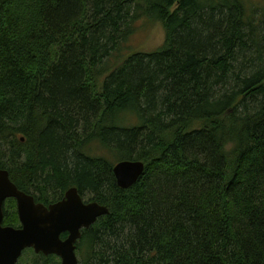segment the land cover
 <instances>
[{"label":"trees","instance_id":"trees-1","mask_svg":"<svg viewBox=\"0 0 264 264\" xmlns=\"http://www.w3.org/2000/svg\"><path fill=\"white\" fill-rule=\"evenodd\" d=\"M248 5L0 0V169L36 202L77 187L110 209L80 264H264V0ZM146 19L165 40L131 50ZM124 160L146 166L129 189ZM3 224L21 225L13 199Z\"/></svg>","mask_w":264,"mask_h":264},{"label":"water","instance_id":"water-1","mask_svg":"<svg viewBox=\"0 0 264 264\" xmlns=\"http://www.w3.org/2000/svg\"><path fill=\"white\" fill-rule=\"evenodd\" d=\"M143 161H119L113 167L117 185L129 189L145 172ZM17 204L20 227L5 226L7 200ZM110 209L97 202H85L77 187L69 188L62 200L46 206L36 202L33 194L21 191L6 169H0V264H18L23 252L58 256L62 264H80L77 242L83 229L91 228ZM69 233L63 241L61 235Z\"/></svg>","mask_w":264,"mask_h":264},{"label":"rangeland","instance_id":"rangeland-1","mask_svg":"<svg viewBox=\"0 0 264 264\" xmlns=\"http://www.w3.org/2000/svg\"><path fill=\"white\" fill-rule=\"evenodd\" d=\"M251 8L253 5H257L261 0H246ZM256 9L255 13H258ZM139 28L142 29L137 35L135 34L130 40L131 50H147L152 52L157 50L165 40V31L161 23L153 22L146 19L145 21H140ZM125 57H127L125 53ZM27 251V250H26ZM24 251L22 257L20 258L18 264H32V255Z\"/></svg>","mask_w":264,"mask_h":264},{"label":"flooded vegetation","instance_id":"flooded-vegetation-1","mask_svg":"<svg viewBox=\"0 0 264 264\" xmlns=\"http://www.w3.org/2000/svg\"><path fill=\"white\" fill-rule=\"evenodd\" d=\"M65 196V195H64ZM64 198V197H63ZM62 198V199H63ZM89 197L88 196H86V197H83V200L85 201V202H92V201H90V199H88ZM61 199V200H62ZM58 201H60V200H57V201H52V202H48V203H43V204H45L46 206H49L50 204H53V203H56V202H58ZM84 230V229H83ZM83 230H82V232H83ZM68 235H69V233H63L62 235H61V239L63 240V241H65L66 239H67V237H68ZM82 237V236H81ZM81 239V238H80ZM80 239H79V241H80ZM79 241L77 242V251H78V246H79ZM27 250V251H26ZM25 251L26 252H28V253H30L31 255H33V254H37V255H42L43 253L41 252V253H36L35 252V250L33 249V248H27ZM24 253V252H23ZM44 255V254H43ZM48 256H50V255H48ZM55 257L60 261V264H62V261H61V259L58 257V256H56L55 255Z\"/></svg>","mask_w":264,"mask_h":264}]
</instances>
